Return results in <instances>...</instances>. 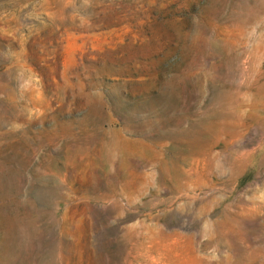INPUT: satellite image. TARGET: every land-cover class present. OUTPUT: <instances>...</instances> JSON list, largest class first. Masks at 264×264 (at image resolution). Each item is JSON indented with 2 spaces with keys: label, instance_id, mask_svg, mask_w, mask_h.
<instances>
[{
  "label": "rangeland",
  "instance_id": "1",
  "mask_svg": "<svg viewBox=\"0 0 264 264\" xmlns=\"http://www.w3.org/2000/svg\"><path fill=\"white\" fill-rule=\"evenodd\" d=\"M0 264H264V0H0Z\"/></svg>",
  "mask_w": 264,
  "mask_h": 264
}]
</instances>
